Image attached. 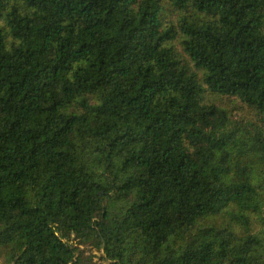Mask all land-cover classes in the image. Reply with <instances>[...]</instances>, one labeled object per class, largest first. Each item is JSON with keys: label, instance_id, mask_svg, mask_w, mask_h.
Listing matches in <instances>:
<instances>
[{"label": "trees", "instance_id": "trees-1", "mask_svg": "<svg viewBox=\"0 0 264 264\" xmlns=\"http://www.w3.org/2000/svg\"><path fill=\"white\" fill-rule=\"evenodd\" d=\"M0 261L264 264V0H0Z\"/></svg>", "mask_w": 264, "mask_h": 264}, {"label": "rangeland", "instance_id": "rangeland-1", "mask_svg": "<svg viewBox=\"0 0 264 264\" xmlns=\"http://www.w3.org/2000/svg\"><path fill=\"white\" fill-rule=\"evenodd\" d=\"M93 252L95 253L94 256H93L94 259L97 260V261H99L100 260L99 255H100L101 251H99V250H93ZM0 264H3V263L0 261Z\"/></svg>", "mask_w": 264, "mask_h": 264}]
</instances>
